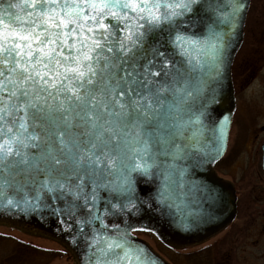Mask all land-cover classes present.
I'll return each mask as SVG.
<instances>
[{
	"label": "snow or ice",
	"instance_id": "snow-or-ice-1",
	"mask_svg": "<svg viewBox=\"0 0 264 264\" xmlns=\"http://www.w3.org/2000/svg\"><path fill=\"white\" fill-rule=\"evenodd\" d=\"M246 8L0 0V207L58 217L82 264H158L127 218L153 201L185 226L210 214L214 190L188 177L223 151L208 86Z\"/></svg>",
	"mask_w": 264,
	"mask_h": 264
},
{
	"label": "rangeland",
	"instance_id": "rangeland-1",
	"mask_svg": "<svg viewBox=\"0 0 264 264\" xmlns=\"http://www.w3.org/2000/svg\"><path fill=\"white\" fill-rule=\"evenodd\" d=\"M231 74L235 93L233 121L227 151L215 169L236 184L241 197L238 220L247 219L249 228L259 225L255 243L260 256H256V251L252 254L253 258L256 256V264H264V171L260 164L264 140V0L250 2L243 41L234 57ZM0 235L6 237H0V264H76L65 245L31 227L0 222ZM143 238L170 264H209L207 252L192 255L191 247L176 250L155 243L150 236ZM250 247L248 252L253 250ZM230 249L227 246V250ZM238 251L236 249L232 256L228 253V258L219 262L240 264Z\"/></svg>",
	"mask_w": 264,
	"mask_h": 264
},
{
	"label": "water",
	"instance_id": "water-1",
	"mask_svg": "<svg viewBox=\"0 0 264 264\" xmlns=\"http://www.w3.org/2000/svg\"><path fill=\"white\" fill-rule=\"evenodd\" d=\"M247 4L246 10L241 17V23L238 25L235 35L232 37L233 43L230 45L223 71L218 81L210 83L209 89H215L216 103L212 105V115L210 120H206V124L212 121L219 124V121L224 116L228 117L226 124L225 136L223 141V151L218 158L211 161H206L197 171L194 176L189 175L188 179L195 180L203 185H207L214 190L215 199L211 205L210 214L197 222H188L187 226L178 223V218L163 214L159 211V205L153 201L152 209L142 206L139 211L134 212L127 218V224L130 225L128 231L132 237L139 243L146 246L152 254L157 258L158 264H168L160 256L155 254L148 245L132 234L134 230L148 231L156 235L158 238L178 244H189L206 238L216 231L224 227L230 222L235 214V194L233 186L216 175L213 171V165L223 156L227 147L228 133L232 116L235 108L234 88L231 78V66L234 56L238 51L243 39V27L250 0H245ZM171 51V48L168 49ZM179 59V57H175ZM209 137V133H205ZM262 150V168L264 170V141L261 145ZM140 180L139 187L144 189L148 195L155 191V186L159 184V180L153 176L137 177ZM151 180V183H149ZM0 220L11 221L18 224L32 226L54 238L64 242L74 253L78 264H82V259L87 251L85 241L82 237L74 242L71 235L63 230V225L59 222V218L44 212H24L16 208L0 207ZM120 223L121 228L125 224L119 218L116 219Z\"/></svg>",
	"mask_w": 264,
	"mask_h": 264
},
{
	"label": "flooded vegetation",
	"instance_id": "flooded-vegetation-1",
	"mask_svg": "<svg viewBox=\"0 0 264 264\" xmlns=\"http://www.w3.org/2000/svg\"><path fill=\"white\" fill-rule=\"evenodd\" d=\"M214 170L216 171L215 166H214ZM221 177L222 179L230 182L234 186V193L236 196V200H235L236 207H235V214H234L233 219L230 222H228L224 227H222L220 230L216 231L215 233H213L212 235L206 238H203L197 242H192L189 244L166 243L158 239L157 237H155L153 234L149 232H145V231H136L135 235L142 238L143 240H145L143 238L144 236H150L155 241V243H159L167 247H174L176 250L178 249L181 250L187 247H191L192 255H198V254L207 252L210 257L209 264L213 260L215 261V264H221L222 262H219V260L223 261L224 259H226V257L228 258V253L230 256H232L235 253L234 251H236V249L239 250L237 253V259L240 261V264H251L253 260H254L253 264H256L255 263L256 256L257 255H258L257 257L260 256V253L256 251L257 245L255 243L256 239L259 237V225H257L256 227L254 225L253 228H249L250 222L248 224L247 219L238 220L239 205H240V200H241L238 189L236 188L235 182H232L230 179H225L223 178V176ZM251 191L255 192L256 190L252 189ZM248 197H251V195ZM251 198L254 199V194L252 195ZM256 200H257V197H256ZM241 202L244 205V201H241ZM262 215H264V212L262 213ZM252 221L255 223V220H252ZM146 242L149 244L147 240ZM227 246L228 248H231V249L227 250ZM249 247L250 249H253L251 252L247 251ZM216 248H218V252H215ZM254 251H256V256H254L255 258H253V254H252ZM225 263L226 262H224L223 264Z\"/></svg>",
	"mask_w": 264,
	"mask_h": 264
},
{
	"label": "trees",
	"instance_id": "trees-1",
	"mask_svg": "<svg viewBox=\"0 0 264 264\" xmlns=\"http://www.w3.org/2000/svg\"><path fill=\"white\" fill-rule=\"evenodd\" d=\"M0 237L6 238V237H4V236H2V235H0Z\"/></svg>",
	"mask_w": 264,
	"mask_h": 264
}]
</instances>
